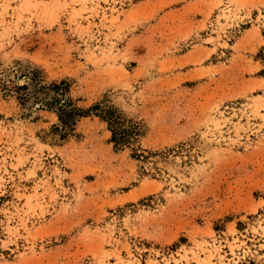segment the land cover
Returning <instances> with one entry per match:
<instances>
[{"label":"rangeland","instance_id":"obj_1","mask_svg":"<svg viewBox=\"0 0 264 264\" xmlns=\"http://www.w3.org/2000/svg\"><path fill=\"white\" fill-rule=\"evenodd\" d=\"M0 264H264V0H0Z\"/></svg>","mask_w":264,"mask_h":264},{"label":"trees","instance_id":"obj_2","mask_svg":"<svg viewBox=\"0 0 264 264\" xmlns=\"http://www.w3.org/2000/svg\"><path fill=\"white\" fill-rule=\"evenodd\" d=\"M31 80L34 81V78ZM70 103L71 102L65 104L64 108L60 110V112L63 113L60 118L63 119V117H66L64 120L65 124H69V120L74 113L83 112L76 107H72V104ZM94 111L96 116L101 117L109 123L113 133V142L115 145L124 146L130 142L131 139L133 140L135 136L137 137L139 135L137 127L135 125H131L130 121H127L119 111L111 109L105 105L95 106Z\"/></svg>","mask_w":264,"mask_h":264}]
</instances>
